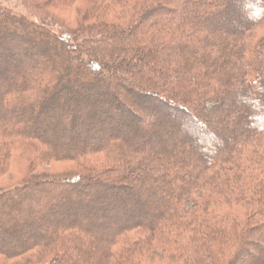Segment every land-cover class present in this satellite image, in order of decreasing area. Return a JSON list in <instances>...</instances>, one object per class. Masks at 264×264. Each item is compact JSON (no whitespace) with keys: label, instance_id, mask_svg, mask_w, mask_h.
<instances>
[{"label":"trees","instance_id":"16d2710c","mask_svg":"<svg viewBox=\"0 0 264 264\" xmlns=\"http://www.w3.org/2000/svg\"><path fill=\"white\" fill-rule=\"evenodd\" d=\"M47 1L24 0L41 22L0 3V175L30 161L0 192V264H264V0ZM61 5L89 8L70 28ZM49 36L65 53L11 77ZM26 112L80 128L48 140ZM53 160L76 167L32 173Z\"/></svg>","mask_w":264,"mask_h":264},{"label":"rangeland","instance_id":"374dc122","mask_svg":"<svg viewBox=\"0 0 264 264\" xmlns=\"http://www.w3.org/2000/svg\"><path fill=\"white\" fill-rule=\"evenodd\" d=\"M27 1H30V2H36V3H41V2H46L47 0H27ZM48 2V1H47ZM0 3L6 7V8H11L12 10H15L20 12V13H24L26 14L28 17L30 18H33L35 21H39L41 22V20L37 19L36 17H34L35 14H31L30 15V11L28 10L27 8V5L24 4V0H0ZM64 7V10L66 11H62L61 9H50V13L52 14L53 17H56L55 20H59V21H63L64 24L67 26V27H70V28H74V27H77V25L79 24V21L81 20V18L83 17V15L85 14V10H87L89 7H86L87 5H84L82 7V9H73L72 7H70L69 5H61ZM95 7V6H94ZM106 10H105V9ZM102 10L101 14L103 13L106 17H107V20L108 21H112L113 18H115V15L114 13L112 12V10L109 8V7H102ZM9 12H7L6 10H1L0 9V16L3 17L4 19H6L5 17L8 15ZM32 13V12H31ZM102 14V15H103ZM33 15V16H32ZM201 14L198 12L196 13V15H193V18L197 17V16H200ZM199 18V17H197ZM197 18H195L194 20H196ZM21 24H23V21H20ZM91 23H93V21L91 20ZM20 25H18L19 27ZM24 26V25H23ZM22 29V26H20ZM34 31L36 32V35L40 33L45 35H48L46 31H44L42 28H35ZM208 31H210V29H208ZM35 35V34H34ZM210 39H215L214 35L212 36H209ZM50 41L48 42H45V44L42 46L41 48V51L38 53L36 52L35 54H32L30 56H27L29 57L28 59H25L23 57H20V56H17L16 55V62H15V65L11 66L10 68V72L12 73L11 74V77L13 78H17V76L19 75V73L22 72V69H25V68H29L32 64H38L40 65V67L43 65V66H46L48 64V60L47 58H44V56L48 53H50L49 55H52V56H56L60 54H62V52L65 53V49L66 47L65 46H61L59 41L57 39H54L52 36H49ZM198 40H201L200 37H197ZM224 40V39H223ZM223 40L222 39H219V44L221 45L223 43ZM186 40H181V44H186ZM215 43V42H214ZM59 49L61 50V52L59 51ZM5 53H7L5 51ZM41 54V56H39L38 54ZM46 57V56H45ZM29 66V67H28ZM71 72V71H70ZM69 72V73H70ZM96 74V73H95ZM1 75V74H0ZM114 79L112 80H109L111 83L112 81L114 83L118 82L119 80H116L117 78L113 77ZM119 83V82H118ZM76 84V83H74ZM84 84V83H82ZM81 84V85H82ZM86 85V84H84ZM124 86V85H123ZM122 86V87H123ZM118 87H119V84H118ZM0 88L3 89L2 85L0 84ZM121 88V87H119ZM121 89H124L125 90V87L121 88ZM99 92L100 94H103L104 96L108 95V89L101 87L99 88ZM133 97V101L134 103L138 106V105H142L144 106V101L140 100L139 98L135 97V96H132ZM62 99V97H61ZM65 100H67L65 98ZM147 104V102H145ZM151 105V112L153 114H161L162 112H160L161 110L158 109V107L154 106L152 104H147V107H149ZM2 112L0 111V117L2 116ZM4 117H6V114L4 115ZM25 121L29 124H33V126L35 127V129H39L41 134H43L45 137L47 136L48 137V140L50 139H56L57 136L59 135H74L75 132H77L80 128L79 125H77L76 127H72L70 129H68L70 126L68 125L66 127V130H62L59 132V135H53V134H44L46 132V121H55L56 119L60 120L59 117H60V114L58 115V112L56 113H52V114H45V113H42L40 114V117L38 119V117H34L32 116L30 113L26 112L24 115H23ZM121 118H125L127 119L126 117H123L121 115ZM45 121V123L43 122ZM144 122L141 123V125H143ZM170 122H167L166 123V126L169 128L170 127ZM44 131V133H42ZM178 131H176L174 134V141H176L178 138H179V133H177ZM181 136V135H180ZM166 137H168L166 135ZM165 137V138H166ZM144 140V139H143ZM146 140V139H145ZM176 143V142H175ZM167 146L172 148L173 144L170 143V142H167ZM21 162H18V163H21V166H13L12 167V170H10L9 172H6L2 175H0V192H12L13 191V188L18 186L19 184H23V180H24V177H25V174L27 173V171H29L30 169V161H22L20 160ZM27 167V168H26ZM29 167V168H28ZM76 167V165L71 162V161H60V160H56V161H51V162H47V163H42L40 164V166H36L34 167L32 170V173H51V174H54V173H59V172H64L65 170H69L71 168H74ZM24 168H26V170H23ZM134 192V191H132ZM140 192V191H139ZM145 191H142L141 190V204L139 206L136 207L137 210H144V209H148V207L150 208L151 206V203H154V201H157V197L156 196H151V197H146L144 195ZM35 194V193H34ZM36 196V194L34 195ZM104 197V196H103ZM8 198V197H5V199ZM9 199V198H8ZM12 200V199H11ZM2 204V202L0 201V205ZM99 219H103V220H108L110 219L109 217V214L105 213V212H102L100 213L99 215ZM261 253H258V256H260ZM253 260V258H251V261ZM254 261V260H253Z\"/></svg>","mask_w":264,"mask_h":264}]
</instances>
